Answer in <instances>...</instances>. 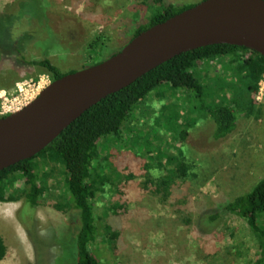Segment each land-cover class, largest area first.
I'll return each instance as SVG.
<instances>
[{"label": "rangeland", "instance_id": "rangeland-1", "mask_svg": "<svg viewBox=\"0 0 264 264\" xmlns=\"http://www.w3.org/2000/svg\"><path fill=\"white\" fill-rule=\"evenodd\" d=\"M14 1L0 0V11L11 7ZM45 1L47 11L59 19L52 26L53 22L46 17L34 23L28 17L26 28L23 27V46L29 48L30 58L47 52L46 57L64 74L108 59L130 39L137 24L122 19L132 16L141 22L148 16L134 7L140 0ZM164 1L185 6L204 0ZM147 2L152 4L153 0ZM121 21L130 24V32L124 37L117 33ZM112 35L114 43L103 42ZM8 60L0 65V117L19 111L52 82L46 70L8 67ZM202 71L210 85L220 86L215 93L209 88L207 99L215 94L219 98L236 93L234 87L245 74L238 69L237 62L231 65L223 58L205 62ZM255 100L260 114L248 117L240 112L234 131L215 140L212 119L195 108L194 103L188 108L190 114H186L182 94L161 86L142 105L143 110L133 115L132 135L137 144L132 147L112 138L99 142L100 166H107L105 160L112 154L117 158L114 163L121 178L112 179L115 184L106 181L97 193L100 229L104 233L106 229L118 233L117 238L109 240V247L97 243L96 258L102 264H252L259 257L261 248L257 240L237 215H227L210 234L200 235L196 231L200 213L250 192L264 178V96ZM177 119L190 126L184 141H178L181 130L175 128ZM170 158L178 162L184 159L190 170L185 180L175 179L167 190L159 191L161 179H169L177 168L178 163ZM35 163L41 165L37 174L42 175L47 189L45 197L34 212V223L30 221L33 212L28 205L21 208V202H0V237L6 247L0 264H46V260L47 264H54L59 255L61 264L62 256L67 257L72 251L71 212L60 207L69 203L66 169L58 165L60 170L48 179L46 173L51 167L41 158ZM107 172L113 174L106 167ZM26 221L30 235L24 228ZM260 226L264 229L263 220ZM103 238L102 242H106ZM101 246L110 249V253L100 250Z\"/></svg>", "mask_w": 264, "mask_h": 264}, {"label": "trees", "instance_id": "trees-1", "mask_svg": "<svg viewBox=\"0 0 264 264\" xmlns=\"http://www.w3.org/2000/svg\"><path fill=\"white\" fill-rule=\"evenodd\" d=\"M193 6L179 5L164 0H153V3L149 4L147 0H140L134 4V7H138L137 9L142 10L148 16L141 22L135 20L137 17L132 16L122 19L124 22L128 20L137 24L134 26L130 39L123 43L119 51L143 31ZM47 8L45 0H15L11 7L5 11H0V65L9 58L8 67L29 68L30 71L44 69L52 76V81L66 75L61 73L58 67L46 57L47 52L45 54L40 53V57L30 58L27 53L29 48L25 49L23 46V35L26 33L24 31L26 28L25 20L28 17H32L33 21L31 22L33 23L40 22V19L46 17L50 23L53 22L52 26L54 20L59 19L54 17L50 11L48 12ZM126 8L125 6L123 10ZM120 15L123 17L122 14ZM124 22L121 21L122 26L117 30V33L123 35L122 37L130 32L128 31L130 24ZM104 39V43L115 42L114 35L106 36ZM218 58L228 59L231 65L237 62L238 69L244 70L245 74L234 87L236 93L220 95L219 98L215 94L207 99L209 88L213 89L215 93L220 86L218 84L210 85L208 76H203L202 68L205 62H215ZM263 75L264 57L244 47L216 44L176 56L143 75L128 87L107 96L89 108L34 158L21 161L0 171V202H21V208L28 205L33 212L30 221L34 223V212L43 202L47 191L41 180L42 175L38 176L37 174L41 165H37L35 160L41 158L43 163H47L51 167V170L46 173L48 179L52 177L51 175L55 170L58 171V165H63L64 170L66 169L69 203L60 207L71 212L72 222L69 230H72L73 248L70 255L67 256L68 258L65 255L62 256L64 258L62 263L102 264L96 258V253L99 251L97 243L108 246L109 240L112 241L117 238L118 233L111 229H106L104 233L100 229L101 218L96 212L97 193L105 187L106 181L115 184L112 179L118 178L120 180L121 178L118 174V165L114 163L117 158L111 157L112 154L105 160L107 166H104V169L100 166L98 162L99 142L103 139L112 138L116 143H125L132 147L135 142L137 144V141L134 140L136 136L132 135L135 121L133 115L143 110L142 105L145 104L154 90L161 86L182 94L187 104L186 114H190L188 108L191 104H196L195 108L205 112L213 121L215 129L213 139L222 140L234 131L237 115L240 112L245 113L248 117L260 114L255 99ZM181 116L183 117V114ZM178 119L175 122V128L181 130L179 136L177 135L178 141H184L190 126L187 122L183 121L182 123ZM121 158L125 159L126 157L122 156ZM130 158L133 157L130 156ZM111 159L114 160L112 163ZM170 159L178 163L177 168L169 179H161L159 191L161 189L167 190L169 184L175 179L185 180L189 173L190 168L184 159L179 162L175 158ZM106 167L113 174L108 172L106 174ZM104 175L106 179L103 178ZM130 177H133V174H130ZM229 214L237 215L245 221L253 238L257 240L261 248L259 257L252 264H264V229L260 226V221H264V178L259 180L250 192L236 197L222 207L200 213L196 223L197 233L200 235L212 233L215 227ZM17 218L18 220L21 219L18 212ZM28 222L26 221L24 228L30 235L28 226H26ZM31 230H35V228ZM103 236L106 238V242H102L104 241ZM104 247L106 248V246ZM105 248L101 246L100 250L110 253V249ZM5 254L6 247L0 237V260L5 257ZM41 254H43L42 251H40ZM60 256L56 257L54 264L61 262Z\"/></svg>", "mask_w": 264, "mask_h": 264}, {"label": "water", "instance_id": "water-1", "mask_svg": "<svg viewBox=\"0 0 264 264\" xmlns=\"http://www.w3.org/2000/svg\"><path fill=\"white\" fill-rule=\"evenodd\" d=\"M216 44L264 57V0H204L108 59L53 80L25 107L0 117V171L34 158L89 108L163 63Z\"/></svg>", "mask_w": 264, "mask_h": 264}, {"label": "built area", "instance_id": "built-area-1", "mask_svg": "<svg viewBox=\"0 0 264 264\" xmlns=\"http://www.w3.org/2000/svg\"><path fill=\"white\" fill-rule=\"evenodd\" d=\"M264 96V75H263V78H262V80H261V82H260V84H259V91H258V94H257V100H260L262 97ZM35 99V98H34ZM33 99V100H34ZM22 100H27V96H24V98L22 99ZM22 100H20V101H18V103H21L22 102ZM30 103V102H29ZM28 103V104H29ZM26 106V105H25ZM24 106V107H25ZM22 109V108H21Z\"/></svg>", "mask_w": 264, "mask_h": 264}]
</instances>
